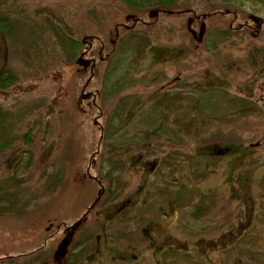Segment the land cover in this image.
I'll return each mask as SVG.
<instances>
[{"label": "rangeland", "instance_id": "obj_1", "mask_svg": "<svg viewBox=\"0 0 264 264\" xmlns=\"http://www.w3.org/2000/svg\"><path fill=\"white\" fill-rule=\"evenodd\" d=\"M185 1L195 10L165 14L151 25L154 12L121 0H0V264H64L62 249L72 246L66 239L71 234L56 225L62 220L76 225L75 218L84 213L76 234L91 232L84 244L92 254L71 264H109L102 236L121 241L125 231L115 230L118 207L133 192L149 197L152 206L179 191L171 203L179 211L201 204L213 222L210 228L225 227L235 214L231 208L238 206L260 222L264 0H178V5ZM212 4L224 10L206 18L203 13ZM217 17L219 23L213 21ZM135 19L142 21L129 28ZM199 26L204 28L198 31ZM157 101L169 114L157 112ZM131 102V107L154 104L155 110L132 109L140 126L124 123ZM136 136L140 140L134 144ZM140 153L150 160L162 157L173 164V172L182 168L174 175L173 190L166 183L154 193L148 186L138 189L139 171L124 168L123 162ZM90 158L93 168L87 174L93 179L86 174ZM193 162L196 176H209L200 184L177 179L180 172L190 174ZM225 177L229 184L214 192L205 189ZM229 187L235 199L227 208ZM92 200L98 206L88 210ZM99 205L113 207V216L105 217L113 218L108 235L101 230L109 223L96 212ZM208 230L207 239L215 236L216 229ZM229 242L221 248L206 243L205 251L214 252L186 256L188 263L179 254L173 264H264V227L235 241L232 252L222 250ZM149 246L132 251H150ZM111 252L117 254L118 248Z\"/></svg>", "mask_w": 264, "mask_h": 264}, {"label": "flooded vegetation", "instance_id": "obj_2", "mask_svg": "<svg viewBox=\"0 0 264 264\" xmlns=\"http://www.w3.org/2000/svg\"><path fill=\"white\" fill-rule=\"evenodd\" d=\"M162 159L161 157L150 160L144 156L143 153H140L131 160H128V158L125 159V167L129 165L133 169L139 171L138 176L142 181V185L138 187L139 190L148 186V191L154 193L155 187H159L161 186L160 184L164 185L165 183L168 185V189H170L171 184L175 182L174 175L178 170L181 171L182 168H176V172H173V164L168 161L166 163L162 162ZM178 167H180V165ZM91 168H93L92 162L89 161L86 173H88ZM197 168L198 165H194L193 168L190 169V174L180 172L181 175L177 179L188 182L197 180L199 183H202L205 174L196 176L195 171ZM153 175H157L158 178L155 179ZM91 177L94 178L93 176ZM164 179L166 180L164 181ZM223 180L225 183L229 184V179L227 177L223 178ZM205 189L209 192L214 191L211 187ZM227 192L228 208L235 199L234 188L229 187ZM149 203V197L146 198V196H141L138 198L136 192L126 195L124 203L118 207L120 221L118 225L115 226V230L119 232L121 229L125 231V233L120 234L121 243L103 234L104 248L108 251V255L105 256L106 258L108 256H114L115 254L112 253L111 250L113 248H118L117 254L120 257L121 264H173V261L178 259L176 257L178 252L182 255L183 260L188 263L190 258L186 256L191 257L194 253L208 255L214 252L213 250L205 251L206 243L214 244L216 247L221 248L220 245H222L223 241L229 239L232 242L225 243L222 248V250L228 251L234 248L239 238L243 236L250 238L260 231L258 223L253 221V215L251 217L250 213L245 214V211H242L243 215H245L242 218L240 217V211L236 210L239 209V207L236 209L232 207L231 209L235 214L230 215L226 221L225 227L210 228L209 230L216 229V234L207 239V223L208 225H213V222L207 221L205 210L201 204L192 207L186 205L183 207V211H179L177 205L171 203V199L167 202L164 201L161 205L155 204L150 206ZM180 206L182 207V205ZM195 209H199L198 214H195ZM168 211L171 212L173 216H171ZM97 212H100L104 217H106L107 214L111 216L114 214L112 205H101ZM180 212H182V217L188 216L191 223L185 224L186 221L179 219L178 213ZM184 212H186V214H184ZM148 214L149 216L145 219L135 218V216H145ZM112 219L113 218L106 220V222L109 223L108 228L102 227V231L107 235L111 232L109 229L112 228ZM64 222L65 221H63L62 224ZM73 225L74 224L63 226L67 234L73 229ZM160 226L164 227L162 232H158L157 230ZM77 230L78 228L75 229V232H77ZM227 236H229V238H227ZM74 238L77 241L84 242L90 238V231L83 232L80 235H72L70 240ZM66 239L68 240V237H66ZM141 244L150 245L149 247H151V250L141 251L138 254L133 253L132 249ZM66 255V264H70L72 257H70L69 254Z\"/></svg>", "mask_w": 264, "mask_h": 264}, {"label": "trees", "instance_id": "obj_3", "mask_svg": "<svg viewBox=\"0 0 264 264\" xmlns=\"http://www.w3.org/2000/svg\"><path fill=\"white\" fill-rule=\"evenodd\" d=\"M128 6L132 8H151L155 10L157 13H170L174 14L173 12H188V8L192 10V6H190V3L185 1L183 2L182 6L178 5V0H121ZM204 2H213L211 0H202ZM224 2H229L233 0H221ZM172 7H176L177 10L171 11ZM74 44V43H73ZM76 47L75 45H73Z\"/></svg>", "mask_w": 264, "mask_h": 264}]
</instances>
